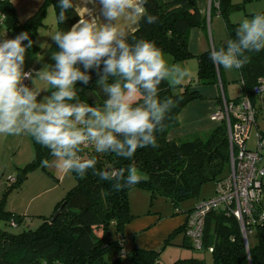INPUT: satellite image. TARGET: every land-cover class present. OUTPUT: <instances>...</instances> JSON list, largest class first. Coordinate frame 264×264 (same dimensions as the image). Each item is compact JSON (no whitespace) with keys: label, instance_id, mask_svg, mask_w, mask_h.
Returning a JSON list of instances; mask_svg holds the SVG:
<instances>
[{"label":"trees","instance_id":"trees-1","mask_svg":"<svg viewBox=\"0 0 264 264\" xmlns=\"http://www.w3.org/2000/svg\"><path fill=\"white\" fill-rule=\"evenodd\" d=\"M216 3L225 23L227 37L234 39L237 23L229 22L227 16L238 6L233 4L232 0H216ZM58 5L59 0H43L34 14L25 21H20L12 2L0 0V30L8 39L27 31L33 46L26 48L25 53L37 54L39 48L36 38L39 29L47 26L45 19L49 6L55 12L57 30L61 32L70 30L79 20L78 14L70 8L65 13L66 20L58 24ZM146 8L150 14L158 17L157 22L148 24L141 19L137 29L124 37L126 41L130 44L139 38L153 41L164 54L170 55L173 61L194 57L197 60V82L218 83L221 78L219 66L209 59L212 50L194 56L188 48L190 30L202 28L205 23V18L194 0H148ZM22 43L26 46L28 41ZM225 46L226 44L222 47ZM248 55L250 62L238 69L245 92H250L257 80L264 77V50ZM81 70L91 76V81L87 85L77 82L76 98L67 102H95L94 106L103 105L108 96L97 83L102 75L103 65L100 69L85 70L81 67ZM117 79L119 77H110L108 82L113 83ZM178 88L179 86L171 87L167 81L158 86L157 98L161 102L167 97L177 102L166 114L163 131L156 133L158 147L138 149L130 160L111 153H96L92 147L80 153L81 159L97 160L96 171L127 169L129 165L134 164L140 173L147 177L146 180L116 191L112 187V183H116L115 180H101L93 175L91 170L84 179L71 172L75 183L57 202L53 212L49 216H41L36 228L14 233L9 228L29 225H25L22 215L7 210L9 194L20 187L30 172L37 168L45 170L46 166L42 162L52 158L49 150L31 137L34 158L17 170L13 183L4 190L0 199V264H116L120 260L118 252L124 248L123 227L134 217L129 206V192L132 188L147 191L151 203L155 196H162L176 207L182 200L197 197L203 184L214 181L216 185L223 179L229 172V142L223 122L203 136L184 141L168 139V131L177 124L179 111L190 101L200 97L199 93L190 90L189 86H183L180 91H177ZM254 100L252 97L253 103ZM59 207V214L50 222V217ZM193 208L184 212L186 218ZM261 212H264V183L252 217L258 219ZM186 218L183 224L165 239L160 249L131 248V264H159L161 250L170 244L174 234H184ZM250 228L251 233H254L255 242L251 244L248 237L246 245L239 223L233 215H226L222 211L208 213L204 224L203 251L211 248L212 264H264V220L251 225ZM184 237L187 238L185 234ZM186 246L192 248V244ZM173 264L205 263L200 258L190 257L178 259Z\"/></svg>","mask_w":264,"mask_h":264},{"label":"clouds","instance_id":"clouds-1","mask_svg":"<svg viewBox=\"0 0 264 264\" xmlns=\"http://www.w3.org/2000/svg\"><path fill=\"white\" fill-rule=\"evenodd\" d=\"M94 3L95 0H87ZM148 0H99L102 6L98 19L89 13L81 17L70 30H57L52 35L60 49L54 53L53 70L37 73V79L51 86L47 99H38L41 92L31 72L23 69L26 48L33 46L29 33L22 31L15 38L0 40V135L27 134L47 148L55 167L86 178L89 170L104 181H113L120 191L147 177L132 164L127 169L96 171L95 158L81 159L85 145L96 153H111L130 160L138 149L158 147L156 133L164 129L166 114L176 105L167 97L157 98L158 86L167 81L171 87L181 85L190 71L180 64H169L162 49L153 41L139 38L130 44L121 21L141 19L156 23L157 16L146 8ZM57 23L66 20L72 0H59ZM28 41L25 46L22 42ZM264 50V13L243 18L235 29V38L225 47L212 50L209 59L225 69H240L250 62L249 53ZM97 83L108 96L103 106L95 102L72 104L76 84H89L91 76L81 67L100 69ZM110 77H119L109 83ZM32 81L30 88L24 83ZM48 166L49 161L42 162ZM126 173V174H125Z\"/></svg>","mask_w":264,"mask_h":264},{"label":"crops","instance_id":"crops-1","mask_svg":"<svg viewBox=\"0 0 264 264\" xmlns=\"http://www.w3.org/2000/svg\"><path fill=\"white\" fill-rule=\"evenodd\" d=\"M10 1L13 4L17 18L22 21L21 18L26 17L36 10L43 0ZM194 2L205 18L204 27L193 28L189 33L188 48L189 51L196 56L207 50H218L226 44L228 37L225 23L219 13L216 0H194ZM72 4V8L78 14L79 19L89 13L96 15L98 19H102L99 16L102 7L99 4V0H95L94 3L87 2V0H72ZM49 12H52L51 6L47 8L46 17ZM50 23V26L47 25L46 27L40 28L38 31L36 38V44L39 48L38 53H25V61L23 65L25 72L32 73V79L36 81L35 86L41 92V96L38 99H47L50 92L55 90L52 89L51 86H48L37 79V73L43 70L54 69L56 62L52 59V56L59 51L58 46L52 39V35L57 31L56 17H52L51 15ZM138 24L139 22L135 23V21L132 20H123L121 21V28L125 31L126 35H128L137 29ZM47 35L48 41L43 44ZM5 39L8 38L5 37ZM165 59L170 65L180 64L190 71V76L187 77L181 85H177V87L179 86L177 91L182 90L183 86H189L190 90H195L200 95V97L190 101L179 111L177 114V124L174 127H171L168 131V139L184 141L206 135L219 124L210 119L212 111L223 103V99L229 101L237 99L240 96V74L238 69L234 68L228 70L219 66V75L221 77L219 78V82L214 84H203L197 82L196 79V58L193 57L183 61H173L171 57H166L165 54ZM25 81L31 88L32 81ZM230 82L234 89H228L229 86H227L228 84L226 85V83ZM42 87H44L43 90ZM259 103L264 104V98L254 100L255 106ZM34 155L35 151L31 136L27 134L18 136L0 135V199L4 190L13 183L17 170L31 162ZM53 159L54 158L52 157L49 160V164L46 166L45 170L37 168L30 172L20 187L9 194L6 204L7 210L22 215L24 217V222L26 223L25 225H34V223L35 225H38L41 221L40 217L49 216L53 212L57 202L64 197L68 189L73 187L74 179L68 177V173L58 170L55 167V160ZM185 218L186 216L183 218L179 226L183 224ZM150 225H153V222ZM147 227L150 226H145L137 230L128 228V226L124 225L122 237L124 240L127 237L134 240L137 237V233L141 230L147 229ZM187 244L190 245L191 241L190 239L185 238L183 234L180 245L186 247ZM133 247L143 248L138 245ZM189 248H191V246H189ZM201 255L202 254L196 255L194 253H189L178 257L179 259L190 257L202 259L200 257Z\"/></svg>","mask_w":264,"mask_h":264},{"label":"built area","instance_id":"built-area-1","mask_svg":"<svg viewBox=\"0 0 264 264\" xmlns=\"http://www.w3.org/2000/svg\"><path fill=\"white\" fill-rule=\"evenodd\" d=\"M24 83L26 84V81ZM239 91L240 96L237 99L229 101L223 99V103L210 114L211 120L223 122L226 126L229 142V172L216 183L215 195L198 202L186 218L184 234L190 239L193 250L198 252L204 250L205 217L212 211L233 215L239 223L246 245L248 235L251 233L250 226L264 220V212L259 213L258 219L252 217L264 183V165H260L264 134L257 131L254 136V147L247 146L257 116L252 97L264 98V77L257 80L250 92H245L243 82L239 81ZM89 148L85 145L81 151Z\"/></svg>","mask_w":264,"mask_h":264},{"label":"rangeland","instance_id":"rangeland-1","mask_svg":"<svg viewBox=\"0 0 264 264\" xmlns=\"http://www.w3.org/2000/svg\"><path fill=\"white\" fill-rule=\"evenodd\" d=\"M233 4H236L238 7L234 9L231 13L228 14L227 19L231 23H238L243 18H251L253 14L256 13H264V0H232ZM38 8H36L37 10ZM34 10L29 15L24 18H21L22 21H25L29 18L34 12ZM51 11L48 13V16L45 19V23L50 26L51 15L55 17V12L51 7ZM52 13V14H51ZM51 14V15H50ZM49 17V19H48ZM48 34V32H47ZM5 39L3 31L0 30V40ZM48 41L47 38L43 41V44ZM166 57H171L166 54ZM170 59V58H169ZM228 84V85H227ZM228 89H234L232 83H226ZM44 87H42L43 90ZM103 105H99L98 107H102ZM257 111L256 116V126L252 128L250 131L249 139L247 141V146L249 148L254 147V136L256 132L259 130L264 132V104H257L255 106ZM262 160L260 165H264V148L261 151ZM68 177L73 176L68 173ZM74 181V180H73ZM75 181L73 182L74 185ZM72 185V186H73ZM69 190V189H68ZM215 182H208L202 185L199 195L197 197H191L179 202L178 206H173L170 200L162 197L155 196L152 199V203L150 202L149 193L140 188H132L129 192V206L134 215L133 219L125 224L128 228L132 229H140L145 226L147 227L145 230L139 231L137 233V237L133 240L132 238L127 237L124 240V248L122 251L118 252L117 256L119 257V262L116 264H131L129 251L130 249L138 245L139 247H143L149 250H158L162 247L166 237H168L175 228H177L185 217V211L193 208L196 203L202 199L210 198L215 195ZM66 194V193H65ZM151 203V204H150ZM153 222V225H150ZM37 225H29V227H16L9 228L12 232L17 233L27 228H36ZM183 234L177 233L174 234L171 239L170 244H167L160 253L159 256V264H173L174 260L179 259L178 256H184L187 254L194 253L196 255L202 254L200 257L204 260L206 264H212V256L209 250L207 251H194L189 247H185L181 244ZM249 242L253 244L255 242L254 233L249 234ZM124 253V254H122ZM120 254V255H119ZM181 254V255H180ZM211 258V259H210Z\"/></svg>","mask_w":264,"mask_h":264},{"label":"water","instance_id":"water-1","mask_svg":"<svg viewBox=\"0 0 264 264\" xmlns=\"http://www.w3.org/2000/svg\"><path fill=\"white\" fill-rule=\"evenodd\" d=\"M60 208L61 207H59L53 214H52V216L50 217V219H49V221L50 222H52L55 218H56V216L59 214V212H60Z\"/></svg>","mask_w":264,"mask_h":264}]
</instances>
